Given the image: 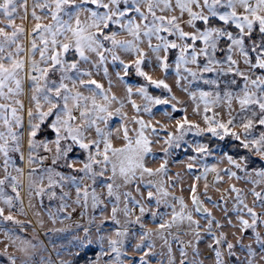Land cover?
Segmentation results:
<instances>
[{
  "label": "snow or ice",
  "instance_id": "1",
  "mask_svg": "<svg viewBox=\"0 0 264 264\" xmlns=\"http://www.w3.org/2000/svg\"><path fill=\"white\" fill-rule=\"evenodd\" d=\"M0 264H264V0H0Z\"/></svg>",
  "mask_w": 264,
  "mask_h": 264
}]
</instances>
